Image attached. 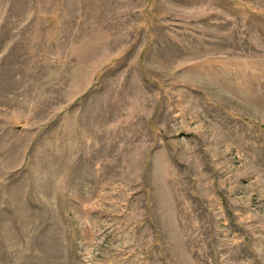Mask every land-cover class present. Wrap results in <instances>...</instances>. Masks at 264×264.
I'll return each mask as SVG.
<instances>
[{
    "label": "rangeland",
    "instance_id": "374dc122",
    "mask_svg": "<svg viewBox=\"0 0 264 264\" xmlns=\"http://www.w3.org/2000/svg\"><path fill=\"white\" fill-rule=\"evenodd\" d=\"M0 264H264V0H0Z\"/></svg>",
    "mask_w": 264,
    "mask_h": 264
}]
</instances>
